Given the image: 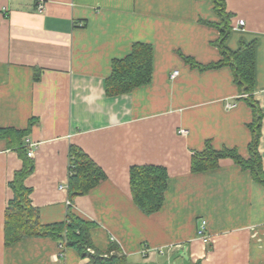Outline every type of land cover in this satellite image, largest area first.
Returning <instances> with one entry per match:
<instances>
[{"label": "crops", "instance_id": "0c3cea01", "mask_svg": "<svg viewBox=\"0 0 264 264\" xmlns=\"http://www.w3.org/2000/svg\"><path fill=\"white\" fill-rule=\"evenodd\" d=\"M225 3L233 27L227 47L255 44L254 99L264 113V0ZM219 22L209 0H0V129L25 130L37 120L24 138L34 152L25 183L42 225L66 220L69 189L60 187H68L75 146L106 174L73 201L76 214L96 224V250L115 244L127 264H264V186L232 159L192 171L208 145L249 158L253 112L233 70L186 61L222 59L214 45L220 32L209 24ZM135 43L153 47L152 82L109 96L113 61ZM259 153L264 168V118ZM134 166L168 170L164 205L151 215L134 201ZM23 168L3 140L0 264H94L74 248L61 254L51 237L6 243L9 184Z\"/></svg>", "mask_w": 264, "mask_h": 264}, {"label": "trees", "instance_id": "16d2710c", "mask_svg": "<svg viewBox=\"0 0 264 264\" xmlns=\"http://www.w3.org/2000/svg\"><path fill=\"white\" fill-rule=\"evenodd\" d=\"M220 22L211 24L220 32L215 42L222 59L219 62L200 65L187 58L186 61L200 70L230 67L233 70L235 84L240 92V99L246 101L252 109L253 121L249 125L252 140L249 145V158L244 159L236 150H214L207 146L206 150L196 153L192 162L194 173L213 170L223 159H232L244 171H249L253 179L264 186V168L259 153L262 137V121L264 113L254 99L255 92V57L254 43H242L237 51H231L226 43L233 27L232 14L227 12L225 0H209ZM154 66V50L149 44L135 43L131 53L123 59L114 60L112 74L107 79L106 88L109 96L131 93L134 89L147 86L152 82ZM37 120H31L25 130L0 129V141L5 140L10 150L19 153L24 161V168L17 172L9 186L14 198L9 202L6 211L5 235L6 243L14 244L23 238L51 237L65 248L76 249L83 258L94 264H127L115 244L107 253L95 249L90 238V230L95 223L84 220L73 209V201L79 196L88 194L100 182L106 179L105 172L80 148L73 146L70 157L69 198L71 205L66 220L60 223L42 225L38 210L32 206L31 189L26 186V179L34 171V162L28 156V148L24 138L30 135ZM131 190L137 206L147 215L159 211L165 201L168 187V170L159 166H134L131 168ZM113 252H115L113 254Z\"/></svg>", "mask_w": 264, "mask_h": 264}, {"label": "built area", "instance_id": "2783aa9c", "mask_svg": "<svg viewBox=\"0 0 264 264\" xmlns=\"http://www.w3.org/2000/svg\"><path fill=\"white\" fill-rule=\"evenodd\" d=\"M40 8V10L41 11H43V7L42 6H40L39 7ZM238 25L241 27V26H243L244 25V21H240L239 23H238ZM179 75V72L178 71H176V72H174V74H173V78H176L177 76ZM181 133L182 134H185L186 132L184 131V130H182L181 131ZM1 144H2V142L0 141V150H1ZM27 148L29 149L28 150V156L31 158V159H33L34 158V152H33V150H32V145H31V143H30V140L28 139L27 140ZM66 188H68V187H66V186H61L60 187V189H66ZM68 204L69 205H71V203L70 202H68ZM206 221H203L202 222V226H201V229H200V234H201V236L202 237H204L205 239H206V242L208 241L207 240V236H206ZM60 249H61V254H63V252L65 251V247H64V245H60Z\"/></svg>", "mask_w": 264, "mask_h": 264}, {"label": "rangeland", "instance_id": "374dc122", "mask_svg": "<svg viewBox=\"0 0 264 264\" xmlns=\"http://www.w3.org/2000/svg\"><path fill=\"white\" fill-rule=\"evenodd\" d=\"M186 264L188 263V262H185Z\"/></svg>", "mask_w": 264, "mask_h": 264}]
</instances>
